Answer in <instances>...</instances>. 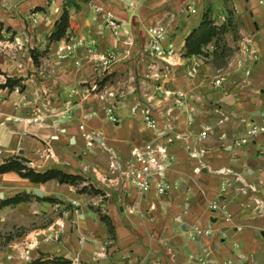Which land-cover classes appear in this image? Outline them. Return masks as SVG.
<instances>
[{"label":"crops","instance_id":"1","mask_svg":"<svg viewBox=\"0 0 264 264\" xmlns=\"http://www.w3.org/2000/svg\"><path fill=\"white\" fill-rule=\"evenodd\" d=\"M73 2L71 30L85 37L84 46L62 63L60 42L48 43L41 80L21 81L22 94L0 89V166L17 161L35 173L59 170L83 181L35 184L15 171L0 174V204L28 199L0 207V264H264V136L235 144L251 122L264 121V6L259 0H10L0 19L49 4L50 32ZM205 22L220 33L205 55L187 57V37ZM157 23L167 31L162 47L174 52L167 61L151 56L148 30ZM17 24L6 26L20 34L33 29ZM246 43L258 56L246 62L249 75L238 65L247 59ZM217 77L224 80L219 89L212 87ZM94 84L97 94L86 97ZM139 104L149 105L159 129L168 127L176 138L170 179L181 186L164 197L138 198L112 174V164L125 166L132 147L153 137L132 113ZM111 106L116 124L107 115ZM49 216L35 233L34 223Z\"/></svg>","mask_w":264,"mask_h":264},{"label":"built area","instance_id":"2","mask_svg":"<svg viewBox=\"0 0 264 264\" xmlns=\"http://www.w3.org/2000/svg\"><path fill=\"white\" fill-rule=\"evenodd\" d=\"M259 4L264 6V0H259ZM192 14L196 13L194 8H189ZM107 22L111 25L113 30H117L115 21L110 16L106 18ZM166 28L162 23H157L148 30L149 48L155 57L167 61L164 57L171 56L174 52L165 50L162 47V42L166 36ZM130 44V41H129ZM247 44V43H246ZM84 46V40L81 38H71L66 40L62 45L58 47V53L61 58H66L74 55L76 50ZM88 50V49H87ZM242 55L247 59H239L238 65L245 70V74L249 75V68L246 66V62H255L258 60V56L249 44L245 45L242 50ZM202 56V55H200ZM198 56H193L196 58ZM102 61L107 64V59L102 57ZM198 65H194L189 69V75L196 73ZM224 80L221 77H217L212 82V87L215 89L222 88ZM18 92V91H17ZM98 86L94 84L87 93L97 94ZM113 93L107 94V98H114ZM101 100H105L104 96L100 97ZM148 102H150L148 100ZM179 103H176V106ZM114 108L111 106L107 109V115L109 120L113 123H117V118L113 112ZM132 113H139L142 117L144 126L153 132V137L149 141L134 145L131 149V158L125 166L114 163L111 165L112 174L117 182V185H124L126 189L132 188L138 198H145L148 195H153L155 198L164 197L171 193L178 191L181 183L179 181H173L170 179L172 172L174 158L169 153V147L175 142L176 138L172 135V131L166 127L163 130L159 129L157 120L154 117L153 109L149 105H137L132 108ZM208 131H204L201 134L202 138H206ZM264 136V121L260 123H250L247 127L246 133L243 137L235 139V144L238 146H247L251 144L252 139ZM264 151V145L263 150ZM1 155V151H0ZM213 210L218 209L216 204L211 207ZM205 236H209L211 232L209 230L202 233ZM58 240V237L55 238ZM227 264H233L228 262Z\"/></svg>","mask_w":264,"mask_h":264},{"label":"rangeland","instance_id":"3","mask_svg":"<svg viewBox=\"0 0 264 264\" xmlns=\"http://www.w3.org/2000/svg\"><path fill=\"white\" fill-rule=\"evenodd\" d=\"M9 2L10 0H0V13L8 14L10 12ZM65 6L69 8V9H64V11L68 12V28H67L64 38L61 41H59L61 45L66 40H69L71 38H75V39L78 37L85 38L84 36H80L79 33H77L76 31L71 30L72 28H71V20H70L69 11L71 8H73V6H76V4L74 2L67 3L65 4ZM20 7L21 6L19 2L18 10L20 9ZM97 11L100 12L101 10H97ZM52 21H53V18H51V11L49 10V4H46L44 7H36L35 9L31 10L29 13H26L24 16L19 15L16 18H10L9 16H6L0 19V89L4 87L6 80L9 78L8 76H13V78H10L13 81V83H11L10 87H8L7 91L12 90L14 91V93L22 94L24 91V84H21V81L27 80V79H33L36 82V79L30 76L33 75L39 78L40 76H42L39 74L42 68L41 67L42 59L45 57H48L47 56V53H48L47 46H48V43H51L50 40H51L52 35L56 33L55 24L52 30L49 32V25L50 26L52 25L51 23ZM9 22H14V23L18 22L19 24L15 25L18 27L20 25L21 26L25 25L27 27L32 25L33 29L30 30L31 29L30 28L29 29L30 31H26L25 29H23L22 34H20L19 31H12V28L6 26L7 24H9ZM106 23L111 27V25L107 22V20H106ZM148 42H149V37H148ZM59 46H57L56 57L62 63L69 61L76 53L75 52L74 55L70 57L61 58L58 53ZM38 47H42V48L39 49ZM223 53L225 54V52ZM151 56L154 57L157 60V62L160 61V58L158 57L156 58L152 52H151ZM74 64L78 65V61H75ZM19 75H23L25 77L22 79L16 78ZM41 79L42 78H40V80ZM136 84L137 86H140V82L137 81ZM82 86H88V85H82ZM89 94L90 93H87V90H84V95L86 97ZM142 105H146V104H142ZM79 184H80L79 182L75 184V187L78 186ZM83 189H85L90 194L93 192L92 190H91L92 192L90 190H87L88 188H83ZM77 191H79V189H77ZM65 208H68V207L65 206ZM65 208H62V209H65ZM57 213L61 216L63 215L62 210L60 209H58ZM44 219H45V222L40 223V226L38 227L36 225L39 223L38 222L34 223L33 225L34 227L32 228V230H34L35 233L39 232V231H36L37 229L41 230V229L46 228V224L52 221L51 216L45 217ZM24 231L25 229L21 228V229L16 230L15 234L19 235L21 233H24Z\"/></svg>","mask_w":264,"mask_h":264},{"label":"trees","instance_id":"4","mask_svg":"<svg viewBox=\"0 0 264 264\" xmlns=\"http://www.w3.org/2000/svg\"><path fill=\"white\" fill-rule=\"evenodd\" d=\"M68 28V12L64 11L60 19L55 23L56 33L51 37V43L61 41ZM221 30V29H220ZM220 30H217L216 27L212 26L210 22L202 23L198 29H195L186 39V56H200L205 55L204 47L208 45L214 38H217ZM13 81L8 78L3 88L10 87ZM15 171L21 177L29 179L32 183L35 184H45L51 180H57L60 184H68L75 186L78 182L81 183L83 179L79 176L68 175L59 170H50L45 173H35L33 170L27 168L21 162H9L0 166V174L7 172ZM85 189H82L84 191ZM96 193V191L92 190ZM28 201L27 196H16L14 198L2 201L0 207L17 205L22 202ZM101 220L109 226L111 230V224L106 217L101 216ZM53 263H58L59 261H51ZM61 264H69L66 261H60ZM33 264H42V262H34Z\"/></svg>","mask_w":264,"mask_h":264},{"label":"water","instance_id":"5","mask_svg":"<svg viewBox=\"0 0 264 264\" xmlns=\"http://www.w3.org/2000/svg\"><path fill=\"white\" fill-rule=\"evenodd\" d=\"M36 196H38V197H42V193L40 192V191H35V193H34Z\"/></svg>","mask_w":264,"mask_h":264}]
</instances>
